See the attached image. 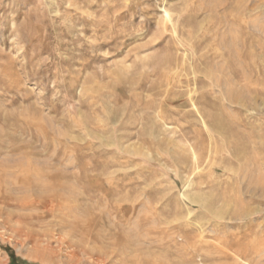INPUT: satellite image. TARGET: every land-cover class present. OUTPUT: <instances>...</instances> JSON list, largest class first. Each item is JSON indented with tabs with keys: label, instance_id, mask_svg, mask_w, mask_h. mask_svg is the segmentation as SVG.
Returning a JSON list of instances; mask_svg holds the SVG:
<instances>
[{
	"label": "rangeland",
	"instance_id": "obj_1",
	"mask_svg": "<svg viewBox=\"0 0 264 264\" xmlns=\"http://www.w3.org/2000/svg\"><path fill=\"white\" fill-rule=\"evenodd\" d=\"M263 42L264 0H0V264H264Z\"/></svg>",
	"mask_w": 264,
	"mask_h": 264
},
{
	"label": "bare ground",
	"instance_id": "obj_2",
	"mask_svg": "<svg viewBox=\"0 0 264 264\" xmlns=\"http://www.w3.org/2000/svg\"><path fill=\"white\" fill-rule=\"evenodd\" d=\"M204 4V3H203ZM206 4V3H205ZM205 6V5H204ZM228 7V6H227ZM211 12V11H210ZM208 13V12H207ZM214 15V14H213ZM219 16V15H218ZM223 19V18H222ZM246 20V19H245ZM213 21V20H212ZM216 21V20H215ZM225 21V20H224ZM234 21V20H233ZM247 21V20H246ZM229 23V22H228ZM243 24V23H242ZM212 25V24H211ZM220 25V24H219ZM239 25V24H238ZM244 25V24H243ZM223 26H224V24H223ZM248 26V25H247ZM209 29V28H208ZM211 29V28H210ZM241 34V33H240ZM242 36V35H241ZM248 36V35H247ZM224 37V36H223ZM225 38V37H224ZM234 43V42H233ZM264 43V42H263ZM236 44V43H235ZM229 46V45H228ZM233 47V46H232ZM244 48H245V45H244ZM264 50V49H263ZM229 53V52H228ZM237 52H235V54H236ZM239 54V53H238ZM241 54V53H240ZM230 56V55H229ZM239 56V55H238ZM242 56V55H241ZM226 57V56H225ZM224 57V58H225ZM236 58V57H235ZM239 58V57H238ZM238 64V63H237ZM230 67V66H229ZM232 69V68H231ZM235 70V69H234ZM239 75V74H238ZM244 77V76H243ZM241 132H239V134H240ZM242 134V133H241ZM240 134V135H241ZM237 135V134H236ZM245 135V134H244ZM239 136V135H238ZM241 137V136H240ZM235 140V139H234ZM240 140V139H239ZM246 143V142H245ZM239 145H241V144H239ZM246 156V155H245ZM248 176V175H247ZM103 252V251H102ZM101 253V252H100ZM110 255V254H109ZM101 256L102 257V259H98V261L99 262H101L102 264H109V259H110V256ZM77 257V256H76ZM125 261V260H124ZM127 264V263H126Z\"/></svg>",
	"mask_w": 264,
	"mask_h": 264
},
{
	"label": "trees",
	"instance_id": "obj_3",
	"mask_svg": "<svg viewBox=\"0 0 264 264\" xmlns=\"http://www.w3.org/2000/svg\"><path fill=\"white\" fill-rule=\"evenodd\" d=\"M11 257H12V262H13L12 264H15V263H16V258H15V256L12 254Z\"/></svg>",
	"mask_w": 264,
	"mask_h": 264
}]
</instances>
